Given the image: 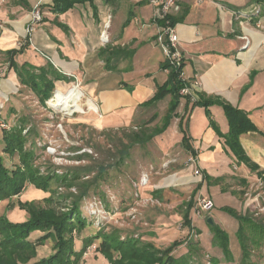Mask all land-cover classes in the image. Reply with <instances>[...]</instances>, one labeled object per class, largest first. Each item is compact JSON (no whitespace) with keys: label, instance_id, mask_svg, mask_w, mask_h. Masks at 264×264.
I'll list each match as a JSON object with an SVG mask.
<instances>
[{"label":"crops","instance_id":"crops-1","mask_svg":"<svg viewBox=\"0 0 264 264\" xmlns=\"http://www.w3.org/2000/svg\"><path fill=\"white\" fill-rule=\"evenodd\" d=\"M179 3L180 11L172 18L184 56L186 79L197 84V100L190 97L189 105L186 99L180 101L178 110L182 107L180 112L188 114L185 125L178 110L177 116L182 119L202 169L210 176L203 187L204 195L214 200L215 207L218 202L220 209L241 211L238 198L227 189V181L243 183L253 177L260 181L259 173L264 176V0ZM53 4L54 0H0V22L6 26L0 32V47L20 49L16 45L26 38L30 10L40 5L44 21L37 26L26 52L16 60L21 66L29 62L41 67L50 62L59 71L76 75L87 95L98 102L106 127H122L131 123L140 109L166 103L165 119L172 96L149 103L169 77L163 69V51L157 46L158 24L150 1L94 0L64 13H55ZM59 83L60 88L67 85L64 79ZM72 89L56 93L67 94ZM81 91H74L67 99L75 105L74 112L84 113ZM91 99L87 104L95 109ZM198 100L214 103L208 109L193 107ZM218 102L244 111L253 123L254 129L242 134L240 143L255 170L239 162L226 144L223 135L230 126ZM182 145L185 148L183 137ZM232 164L237 172L232 170ZM174 180L188 183L193 177L186 170ZM216 215L218 226L228 223L220 212ZM227 229L224 228L230 238Z\"/></svg>","mask_w":264,"mask_h":264},{"label":"rangeland","instance_id":"rangeland-1","mask_svg":"<svg viewBox=\"0 0 264 264\" xmlns=\"http://www.w3.org/2000/svg\"><path fill=\"white\" fill-rule=\"evenodd\" d=\"M36 7L41 11L40 5L30 10V20L25 28L26 38L16 45L18 48L31 44L35 31L29 33L28 28ZM41 12L43 20L39 25L44 21V13ZM5 29L6 26L0 22V32ZM8 50L0 47V139L3 138L1 128L4 131L22 129L26 139L25 150H33V163L42 175H72L75 178L70 180L72 185L52 181L49 193L26 183L21 194L0 201V217L6 215L12 222H24L29 218V213L21 209V202H34L37 206L45 207L44 198L53 195L52 206L57 212L69 213L73 202L79 201L81 217L87 225L77 239V251L82 250L83 239L103 231L109 234L117 232L123 240L134 238L151 242L161 249L180 239L184 244L173 255L179 258L189 252V244L196 246L195 264H264V240L259 247H255L250 238L246 240L250 256L245 261L236 235L238 220L223 208L220 209L218 202L215 207L214 200L204 195L206 172L199 163L198 155L193 159L194 156L182 145L180 119L174 118L165 132H158L165 123L166 103L140 109L127 125L106 127L98 102L87 95L76 75L55 68L68 78L65 80L67 85L60 88L59 81L55 82L51 96L43 102L8 67ZM15 59H19V56ZM71 87L73 89L67 94L56 93L59 89L64 92ZM76 90H82L84 94L81 102L84 113L74 112L75 105L72 103L63 111L52 106L69 98ZM89 99L94 102L95 109L87 104ZM155 113L159 116H154ZM179 115L183 116L185 125L188 114L183 115L182 111ZM4 146L5 143L1 141L0 154L5 164L10 169L17 168L21 164L19 152L8 155L3 152ZM231 167L237 172L235 164ZM186 170L190 171L193 181L176 182L174 177ZM197 171L200 174H195ZM227 185V189L240 202L241 211L238 212L264 228V181L253 177L243 183L228 180ZM199 186L201 188L198 190ZM203 197L212 199L214 207L198 214L199 200ZM189 204L193 205L191 229L185 225L184 219ZM219 212L228 222L221 223V228H228L231 235V260L215 245L214 233L208 224L209 218L217 224L219 217L216 213ZM231 223L233 225L229 226ZM246 226L245 233L250 236L251 228L248 224ZM42 235V231H37L29 239L36 241ZM54 243L49 240L45 246L39 247L38 258L52 255ZM100 243V239H95L87 247L80 264H110L98 252Z\"/></svg>","mask_w":264,"mask_h":264},{"label":"trees","instance_id":"trees-1","mask_svg":"<svg viewBox=\"0 0 264 264\" xmlns=\"http://www.w3.org/2000/svg\"><path fill=\"white\" fill-rule=\"evenodd\" d=\"M94 0H54L52 10L55 13H64L75 7L78 4L86 2H93ZM173 23L175 20L172 18ZM29 44L20 47V49H11L6 51L9 58V66L18 76L21 83L31 88L37 93L40 99L44 102L51 96V92L55 89V82L63 81L67 78L55 69L49 62L45 66H35L29 62H25L22 66L16 61V57L22 55L28 49ZM163 69H169L168 81L165 85L160 86L155 97L151 102H157L171 95L172 100L169 106V112L165 117L164 125L158 129V132H163L172 119L178 118L177 110L181 105L182 99H186L189 105L190 97L181 95V90L186 83L180 79V71H177L165 61ZM214 102H203L198 100L193 103L194 106L208 107ZM222 105L227 119L229 121L230 130L226 135H223L226 144L233 152V155L241 163H245L249 168H255L250 158L244 153L240 143V136L254 129L249 116L244 111L235 108L229 104L218 102ZM208 115L210 113L208 111ZM179 129L183 133V143L187 151L196 157L197 151L191 146L190 138L182 126V119L179 124ZM3 131V138L1 141L5 143L3 152L8 155H13L16 152L20 154L21 164L15 168L10 169L5 164L3 156L0 154V201L12 198L19 195L25 189L26 183H31L37 189L45 193L51 192L52 181L61 182L67 185L70 180H74L75 176L65 175H42L41 171L37 169L33 163V150H25L24 143L25 136L22 135V129L12 128L10 131ZM255 170V169H253ZM259 177L264 181L263 174L259 173ZM210 176L205 173L204 182H209ZM201 188L199 186L198 190ZM54 200L53 195L44 198L47 206H37L34 202H21V209L27 210L29 218L24 222H12L6 215L0 217V264H80L81 259L87 250V247L96 239H100L101 243L98 252L102 254L110 264H195L194 257L196 256L198 248L190 246L187 254L176 258L173 252L184 244L182 240L173 241L166 248H157L151 242L140 241L134 238L122 239L117 232L111 234L100 231L96 236L83 239V248L81 251L76 250L77 239L79 234L86 227V220L81 216V209L79 201L73 202L71 211L68 213L57 212L52 206ZM51 204V205H50ZM193 205L189 204L184 214L185 225L190 229L192 227L190 220V213ZM223 210L229 213L233 218L238 220L239 229L237 237L244 259L247 261L250 256V248L246 241L250 238L255 247L261 246L264 240V228L244 215H241L237 210L230 207H224ZM250 226V233L253 236H247L245 233L246 225ZM214 233L215 245L222 249L223 254L232 259V252L230 249V238L228 233L217 224L210 225ZM42 231L43 235L36 241H31L29 238L32 233ZM77 233V236H75ZM54 241L52 255L38 258V248L45 246L46 243ZM248 264V263H247ZM252 264V263H249Z\"/></svg>","mask_w":264,"mask_h":264},{"label":"built area","instance_id":"built-area-1","mask_svg":"<svg viewBox=\"0 0 264 264\" xmlns=\"http://www.w3.org/2000/svg\"><path fill=\"white\" fill-rule=\"evenodd\" d=\"M150 4L155 8L154 21L158 24L157 45H159L164 53L165 61L171 68L180 71V79L186 83L181 90V95L184 97H192L197 100L194 90L196 82L191 83L186 79L184 73V56L180 49V39L176 30V25L173 23L172 17L180 11V0H149ZM42 12L35 8L29 24L28 32L32 33L43 20ZM169 72V69H167ZM194 157L193 159H195ZM192 159V161H193ZM195 174H200L197 171ZM214 207V202L210 198L203 197L199 200V212H208Z\"/></svg>","mask_w":264,"mask_h":264},{"label":"bare ground","instance_id":"bare-ground-1","mask_svg":"<svg viewBox=\"0 0 264 264\" xmlns=\"http://www.w3.org/2000/svg\"><path fill=\"white\" fill-rule=\"evenodd\" d=\"M78 89H79V87H78ZM69 103H71L69 99H64L59 103L55 102L54 104H52V106L57 107V109H59L60 111H63L64 109L66 110L69 107L68 106V105H70Z\"/></svg>","mask_w":264,"mask_h":264},{"label":"water","instance_id":"water-1","mask_svg":"<svg viewBox=\"0 0 264 264\" xmlns=\"http://www.w3.org/2000/svg\"><path fill=\"white\" fill-rule=\"evenodd\" d=\"M208 224H210V225H213V224H214V221H213L212 218H209V219H208Z\"/></svg>","mask_w":264,"mask_h":264}]
</instances>
